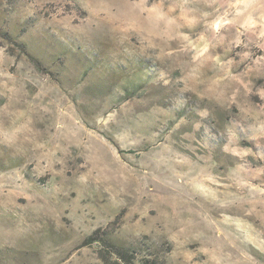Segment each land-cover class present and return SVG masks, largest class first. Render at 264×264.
<instances>
[{
	"label": "rangeland",
	"instance_id": "obj_1",
	"mask_svg": "<svg viewBox=\"0 0 264 264\" xmlns=\"http://www.w3.org/2000/svg\"><path fill=\"white\" fill-rule=\"evenodd\" d=\"M102 239L264 264V0H0V264Z\"/></svg>",
	"mask_w": 264,
	"mask_h": 264
},
{
	"label": "trees",
	"instance_id": "obj_2",
	"mask_svg": "<svg viewBox=\"0 0 264 264\" xmlns=\"http://www.w3.org/2000/svg\"><path fill=\"white\" fill-rule=\"evenodd\" d=\"M21 49L25 51V49L22 46ZM34 61L35 64L40 65L38 60L34 59ZM98 237L99 236L91 234L84 239L83 244H91L93 243L94 240L98 239ZM102 241L104 244H107L109 246V248L112 250V253L116 256V258L110 260L111 262H107V260L105 259L106 264H123V263L130 264L133 261L134 255L130 253L128 249L113 243H107L105 242L104 239H102ZM143 264H155V263L153 261L143 260Z\"/></svg>",
	"mask_w": 264,
	"mask_h": 264
}]
</instances>
